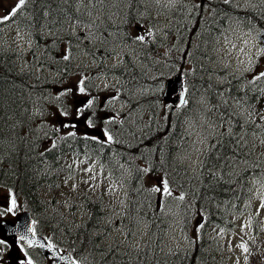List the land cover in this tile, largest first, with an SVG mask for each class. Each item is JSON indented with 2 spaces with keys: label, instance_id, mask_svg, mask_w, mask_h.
I'll return each instance as SVG.
<instances>
[{
  "label": "trees",
  "instance_id": "1",
  "mask_svg": "<svg viewBox=\"0 0 264 264\" xmlns=\"http://www.w3.org/2000/svg\"><path fill=\"white\" fill-rule=\"evenodd\" d=\"M86 1L25 0L22 25L34 33L35 39L40 34L41 42L40 50L36 54L31 51L26 63L24 58L19 59L22 53L2 43L0 32V186L22 198L24 207L34 216L38 233L49 230L53 241L76 258L94 264H98L96 260L103 264H223L214 237L208 238L202 227L187 247L158 245L153 231L165 217L149 199L145 207L141 205L138 196L133 197L124 215L136 224L142 221L140 216L146 218L145 224L153 231L149 230L142 244H125L119 253L110 255L101 235L107 218L100 196L84 195L77 207L74 201L62 210L55 206H59L57 198L50 195L58 187L56 171L62 170L63 153L89 151L105 165L119 163L122 168L126 151L132 149L150 171L185 197L179 202L180 209L190 206L203 219V226L208 222L231 226L232 214L248 197L250 180L261 173L262 163L251 143L263 131L258 117L264 110V77H257L264 68L251 77L250 73L219 66L212 47L217 34L234 22L261 34L264 40V6L202 0L192 8L191 0H183L187 6H174L170 24L150 39L132 45L131 49H136L128 52L124 49L129 44L128 33L117 25L103 24L91 39L85 34L76 41L77 35L70 34V27L80 18V4ZM149 2L127 0L124 13L132 18L126 22L143 19ZM73 44L93 54L96 62L91 68L74 60ZM66 46L67 50H61ZM116 48L121 50L117 65L98 59L99 53L111 54ZM181 65L187 66L181 70L187 104L177 113L168 111L159 122L156 109L161 84ZM78 69L85 74L103 71L113 75L123 84L126 100L139 103L136 119L148 118L137 123L139 128L129 125L123 130L126 135L117 140L123 146L101 145L84 137L72 139L66 134L46 148L45 139L38 138L33 125L38 101L42 105L51 99L53 91L65 86ZM57 99L64 101V95ZM195 132H200L203 141ZM194 142L202 149L199 163L192 166L190 158L185 161V150H191ZM131 185L129 194L142 191L138 182Z\"/></svg>",
  "mask_w": 264,
  "mask_h": 264
},
{
  "label": "rangeland",
  "instance_id": "2",
  "mask_svg": "<svg viewBox=\"0 0 264 264\" xmlns=\"http://www.w3.org/2000/svg\"><path fill=\"white\" fill-rule=\"evenodd\" d=\"M157 2L158 0H154ZM209 1V0H208ZM238 1L241 6L251 5L254 2L256 6H264V0L256 2V0H234ZM233 1V2H234ZM119 2V5L116 3ZM155 2L147 4L146 8H149L148 17L155 16L159 13ZM232 2V3H233ZM19 3V0H0V18L9 14L13 7ZM115 3V4H114ZM197 6L203 3L202 0H195ZM259 3V4H258ZM104 4V3H103ZM123 0H109L104 6L108 7L109 10L105 9L103 12L106 17L100 18L96 16L95 8L89 13L91 23L80 22L74 23L73 28L79 27L78 30L71 32L73 34L85 35L89 33L87 38L91 39L93 35L97 34L94 32L96 29V22L103 23L104 25L124 22V19L118 15L122 8ZM164 9L161 10L158 16H155V23L149 25L147 22L135 21V25L128 28V32L132 37L137 40L140 37H145L152 32V28L160 29L164 24L169 22V12L167 8L174 4L173 0H163ZM91 5V3H90ZM115 5L118 6L115 8ZM81 6V5H80ZM84 6V5H83ZM89 7V6H87ZM206 3L205 11L208 9ZM120 8V9H119ZM145 8V9H146ZM88 9V8H87ZM200 14H203L200 12ZM18 15L12 16L7 22H3L1 25V34L3 36V43L6 46L13 45L20 52L30 51L36 44L34 38L29 30H23L20 28V24L17 22ZM159 23V24H158ZM235 23V22H234ZM229 25L219 34H217L216 42L213 45L214 53H217L215 60L217 65L222 67H229L237 71L248 70L251 74H257L264 65V40L259 33H255L250 28H243L237 24ZM84 24V25H83ZM162 24V25H161ZM135 26L137 28H135ZM88 28V29H86ZM123 28L121 29V31ZM152 34V33H151ZM150 34V35H151ZM50 37V35H48ZM80 36L76 37L77 41ZM150 37V36H149ZM147 37V39L149 38ZM75 42V41H74ZM74 60L79 62L80 65L90 67L94 64L92 54L87 53L85 49L77 47L73 44ZM61 50H67L66 47H62ZM167 52V51H164ZM112 55H107L103 60L109 59L110 62L114 60L110 59ZM101 59V57L99 56ZM183 67L178 66L177 72L181 73ZM85 71L78 70L77 73L73 74V78L66 80V85L58 87L53 91V96L49 100L40 105L38 101V109L36 114L40 113V117H34L35 123L43 122L48 128V132L44 135L46 138H50L52 141L54 138H61L66 134L71 136H85L99 141H108L111 137L109 129L105 128L102 122H108L110 117L111 109L120 110L127 112V102H114V94L117 88L111 89L114 91L113 94L105 95L97 90L95 95L84 94L81 92L82 80L84 78ZM90 74L88 77L89 87L95 90L96 87L92 86V83L98 87V89H106L115 84L114 79L108 77L98 71L96 74ZM87 74V75H89ZM65 91V92H64ZM67 91V92H66ZM64 95V101L60 102L58 97ZM94 97L95 106H89V101ZM61 103H64L60 106ZM102 103V109L98 111L97 117L94 121L91 118V114L95 113L98 108V104ZM113 104V108H107L108 105ZM139 103L132 105V109L137 107ZM62 107V108H61ZM83 109V111H80ZM137 112V109H136ZM136 112H132L134 115ZM132 117V116H131ZM122 119V118H121ZM121 119H117L119 122ZM143 121L144 118H141ZM136 120V118H134ZM258 123L262 125L264 131V110L258 117ZM199 144H201L199 142ZM254 149L260 155L264 162V132L262 136H258L256 141L253 143ZM195 147L189 153L188 157H185L197 163L198 154ZM89 156H75L70 155L64 159L66 170L61 174L58 190H56L55 197L59 200L60 204L65 207L72 201H77L82 196L80 193L86 190L96 187L97 189L89 194L100 195L104 205L106 216L108 218L106 222V229L102 230V237L105 239L103 244L109 246L110 255L119 253L121 247L125 244L131 247L136 244H142V241H146L149 237V230L153 231V228L149 229L145 224L146 218L140 216L142 221L136 224L131 218H126L124 210L128 206H131L132 195L129 197L126 192L122 190L119 182L116 180L117 173L111 172L105 169L100 163H97L93 158ZM191 163V162H190ZM136 169L139 175L144 177L145 184L149 188H159L160 191H153L150 194V202L157 203V210H166L167 219L163 224H160L156 232L154 241L160 246H175V247H187L197 237V233L202 225V222L195 221L196 215L191 209H180L181 206L175 203L176 196L173 191L168 190L167 192L162 190L161 186L156 180L147 174V170L140 161L136 164ZM64 174V175H63ZM88 194V195H89ZM166 194H168L166 198ZM147 198L138 196L137 201L145 207ZM13 201L15 202L13 205ZM159 203V204H158ZM11 209V210H9ZM22 210V202L19 198L14 197L12 193L5 192L0 189V221H14L16 215ZM145 211V209H144ZM232 225L229 228L217 227L212 225H205L204 230L209 231V235L213 236L215 243L219 246L220 253L223 257V264H262L264 263V176L255 179L251 182L248 199L238 208L235 214L232 216ZM243 245V247H241ZM157 246V245H156ZM163 248H160L161 251ZM247 249V251H245ZM18 250L12 245L9 252L5 253V247H0V259L2 264H26L23 260L15 261V257ZM252 259V260H251ZM7 261V263H6ZM98 264H103L101 260H96ZM84 264H92L93 262L83 261ZM43 264H52L47 261Z\"/></svg>",
  "mask_w": 264,
  "mask_h": 264
},
{
  "label": "water",
  "instance_id": "3",
  "mask_svg": "<svg viewBox=\"0 0 264 264\" xmlns=\"http://www.w3.org/2000/svg\"><path fill=\"white\" fill-rule=\"evenodd\" d=\"M174 94V107H179L182 102H183V93L181 91V83H180V78L178 76L173 77L172 79L168 80L165 85V91H164V98L165 100H169L170 95ZM25 216L20 218V222L18 226L13 227V226H8L4 224V226H1V230L7 234H9L11 231L13 232V236H20L22 233V227L24 226V219ZM29 234V230L27 231ZM37 243H40V248L44 252L45 255L50 254L54 258L56 262H60L61 264H73L69 259H67L64 256L59 255L55 250L49 248L45 243L43 242L42 239L36 240Z\"/></svg>",
  "mask_w": 264,
  "mask_h": 264
},
{
  "label": "snow or ice",
  "instance_id": "4",
  "mask_svg": "<svg viewBox=\"0 0 264 264\" xmlns=\"http://www.w3.org/2000/svg\"><path fill=\"white\" fill-rule=\"evenodd\" d=\"M25 3V0H19V3L15 5V7L12 8L11 12L7 15H5L4 17L0 18V23H3V22H7V20H9L12 16H14L17 11L24 5ZM140 39L142 40L143 37H140ZM65 59H67V56L65 57ZM260 77H264V73H261L259 77L257 78H260ZM81 92H83V88H81ZM89 103V106L91 104V101L88 102ZM80 111H83V109H81ZM110 139V138H109ZM153 191H160L159 188H154ZM164 191L167 192V185L165 184L164 186ZM14 201H13V205H14ZM11 210V209H9ZM201 227H203V225H201ZM241 247H243V245H241ZM245 251H247V249H245Z\"/></svg>",
  "mask_w": 264,
  "mask_h": 264
},
{
  "label": "bare ground",
  "instance_id": "5",
  "mask_svg": "<svg viewBox=\"0 0 264 264\" xmlns=\"http://www.w3.org/2000/svg\"><path fill=\"white\" fill-rule=\"evenodd\" d=\"M251 177H252V176H251ZM143 213H144V212H143ZM104 258H105V257H104ZM216 259H217V258H216ZM155 260H156V259H155ZM155 260H154V261H155Z\"/></svg>",
  "mask_w": 264,
  "mask_h": 264
},
{
  "label": "flooded vegetation",
  "instance_id": "6",
  "mask_svg": "<svg viewBox=\"0 0 264 264\" xmlns=\"http://www.w3.org/2000/svg\"><path fill=\"white\" fill-rule=\"evenodd\" d=\"M6 245H9V244H6ZM8 252H9V250H8Z\"/></svg>",
  "mask_w": 264,
  "mask_h": 264
}]
</instances>
